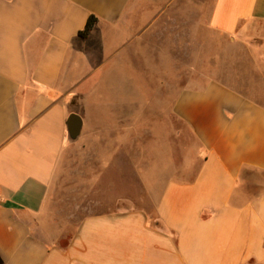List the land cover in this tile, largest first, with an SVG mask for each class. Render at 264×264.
I'll list each match as a JSON object with an SVG mask.
<instances>
[{
  "label": "crops",
  "instance_id": "1",
  "mask_svg": "<svg viewBox=\"0 0 264 264\" xmlns=\"http://www.w3.org/2000/svg\"><path fill=\"white\" fill-rule=\"evenodd\" d=\"M203 1L0 0V264H264V103L213 78L176 90L169 108L194 155L139 170L153 212L114 198L75 221L59 212L83 176L70 170L72 147L91 155V185L111 192L107 169L131 143L128 121H83L70 140L71 96L150 48L175 63L194 46L179 43V26L192 30L180 17L204 12L203 26L225 36L264 21V0Z\"/></svg>",
  "mask_w": 264,
  "mask_h": 264
},
{
  "label": "rangeland",
  "instance_id": "2",
  "mask_svg": "<svg viewBox=\"0 0 264 264\" xmlns=\"http://www.w3.org/2000/svg\"><path fill=\"white\" fill-rule=\"evenodd\" d=\"M209 2L204 0V6ZM199 7L196 5V10ZM197 13L192 18H179L185 28L192 29L186 34L183 26H179V43L183 44L188 35V39L194 40V46L192 49L180 48L175 63H171L169 55V59L164 56L166 60L163 58V64H159L154 58V48H150L142 55L141 62L130 58L121 71L124 74L106 75L87 96L78 93L70 97V109L82 116L84 124L102 120L128 121L131 143L129 152L126 146L124 154L121 150L116 151L107 169L113 183L108 186L111 192H106L107 187L102 183L98 190L91 185L93 164L88 152L76 147L68 151L70 170L79 168L83 176L76 183L77 189L73 188L72 182L66 192L61 193L64 199L60 201L59 212L65 221L67 217L77 220L79 213L103 211L106 209L103 206L110 204L112 198L116 209L124 206L153 212L154 206L140 184L139 170L146 166L147 169L156 168L155 161L148 165L154 159L165 162L175 156V162L182 164L187 155H194L186 150L193 143L191 134L169 113L176 90L199 87L213 78L244 93H252L254 99L264 103V21L246 22L243 25L245 31L236 36H225L204 27V12H201L202 16ZM173 52L175 49L171 50ZM87 147L89 149L90 145ZM65 242L66 238H63L59 244Z\"/></svg>",
  "mask_w": 264,
  "mask_h": 264
},
{
  "label": "water",
  "instance_id": "3",
  "mask_svg": "<svg viewBox=\"0 0 264 264\" xmlns=\"http://www.w3.org/2000/svg\"><path fill=\"white\" fill-rule=\"evenodd\" d=\"M65 124L70 140H76L81 132L83 125L82 116L77 112H70L66 117Z\"/></svg>",
  "mask_w": 264,
  "mask_h": 264
},
{
  "label": "trees",
  "instance_id": "4",
  "mask_svg": "<svg viewBox=\"0 0 264 264\" xmlns=\"http://www.w3.org/2000/svg\"><path fill=\"white\" fill-rule=\"evenodd\" d=\"M96 21H97L96 16L89 15L84 25V28L78 32V35L80 37H86L94 27Z\"/></svg>",
  "mask_w": 264,
  "mask_h": 264
}]
</instances>
